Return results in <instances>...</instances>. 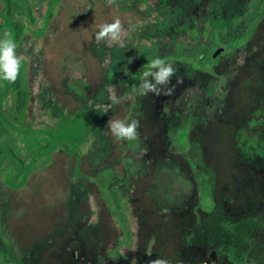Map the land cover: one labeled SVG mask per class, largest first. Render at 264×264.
<instances>
[{"label":"rangeland","instance_id":"1","mask_svg":"<svg viewBox=\"0 0 264 264\" xmlns=\"http://www.w3.org/2000/svg\"><path fill=\"white\" fill-rule=\"evenodd\" d=\"M5 1L24 57L5 110L31 132L0 120V151L35 166L16 189L0 164V264H264V0ZM115 18L126 46L97 44ZM157 57L183 83L141 96ZM115 118L139 139L117 141Z\"/></svg>","mask_w":264,"mask_h":264},{"label":"clouds","instance_id":"2","mask_svg":"<svg viewBox=\"0 0 264 264\" xmlns=\"http://www.w3.org/2000/svg\"><path fill=\"white\" fill-rule=\"evenodd\" d=\"M107 6H113L116 0H105ZM127 30L122 21L115 18L112 22H105L98 26V31L95 33V41L97 44L105 43L108 46L113 44L121 48L126 46ZM24 62V57L17 53V44L15 43L12 34L5 31L0 35V80L15 82L20 74L21 66ZM176 76V85L182 84L183 79L177 76L176 66L165 59L157 57L153 59L142 72V78L139 83L138 91L141 96L153 94L155 96H171L175 91L176 85L169 87L171 79ZM109 99L114 104L121 102L117 86L110 85L108 87ZM97 107H106L98 105ZM107 128L112 136L117 141H136L139 139L140 122L138 119H109ZM170 209L164 208L161 214L170 213ZM149 264H171V261L165 257H159L149 261Z\"/></svg>","mask_w":264,"mask_h":264},{"label":"trees","instance_id":"3","mask_svg":"<svg viewBox=\"0 0 264 264\" xmlns=\"http://www.w3.org/2000/svg\"><path fill=\"white\" fill-rule=\"evenodd\" d=\"M4 4H5V8H4V13L3 14L5 15L6 12H8L9 9H10L9 8L10 7V1L6 0L4 2ZM50 15L51 14H49V18H50ZM48 22L49 21H47V23ZM10 30L12 31V37H13V39L15 41V38L17 36V29L12 23L10 24ZM232 35L234 37V39L232 40L234 45H229L228 46L229 49H232L233 47H235V46L240 44V41H237V40H239V37H240V35L237 33V31L234 30ZM205 68L209 69L210 68V64H208ZM0 83H3V87L0 88V120H1V122L3 123L4 127H6V129L8 131L17 132V135L19 134V137H20V134L30 133L31 131H29L28 129L26 130V129H23V128L17 126L16 123H14L12 121L11 110H13V106L9 107V109L7 111L5 110L6 109L5 100L6 99H11V98H9L10 95H12V98H13L15 90H17V88L15 87V83L9 82V81H3V80H0ZM51 152H52V150H51ZM8 156L12 157V159L15 161V163L18 166L17 168L15 167L16 169H14V172L16 174L15 177H19V175H21V177L19 179H17V180H15V178H14V180H13L14 187L16 189L22 188L25 185V183L27 182L31 171H32L33 167L35 166V161H33L34 158L29 163L22 165V162L14 154H12V153H10L8 151H0V164Z\"/></svg>","mask_w":264,"mask_h":264},{"label":"flooded vegetation","instance_id":"4","mask_svg":"<svg viewBox=\"0 0 264 264\" xmlns=\"http://www.w3.org/2000/svg\"><path fill=\"white\" fill-rule=\"evenodd\" d=\"M224 49H226L225 52H228V50H229L228 47H225ZM215 52H216V51H215ZM215 52H214V54H215ZM225 52H223V53H225ZM214 54H213V57H215ZM216 57H217V56H216ZM207 65H208V64H207ZM207 65H206V66H207ZM206 66H203L202 68H201V66H200V68H201L202 70H204V71H209L210 68H209V69H206V68H205ZM206 192H207V191H206ZM206 192H205V194H204V198H205L206 201H210V200H211V195H210V193H208V192L206 193ZM204 203H207V202H204ZM211 204H212V202H210V206H211ZM208 207H209V206H208ZM205 209H206V208H205Z\"/></svg>","mask_w":264,"mask_h":264},{"label":"water","instance_id":"5","mask_svg":"<svg viewBox=\"0 0 264 264\" xmlns=\"http://www.w3.org/2000/svg\"><path fill=\"white\" fill-rule=\"evenodd\" d=\"M226 51V49H222V48H218L217 50H216V52H215V54H214V56L216 57V56H218V55H220L221 53H223V52H225Z\"/></svg>","mask_w":264,"mask_h":264}]
</instances>
